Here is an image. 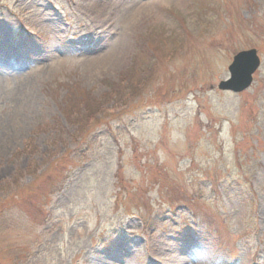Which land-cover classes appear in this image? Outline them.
<instances>
[{
    "label": "rangeland",
    "instance_id": "rangeland-1",
    "mask_svg": "<svg viewBox=\"0 0 264 264\" xmlns=\"http://www.w3.org/2000/svg\"><path fill=\"white\" fill-rule=\"evenodd\" d=\"M115 1L0 0V264H264V0Z\"/></svg>",
    "mask_w": 264,
    "mask_h": 264
},
{
    "label": "water",
    "instance_id": "water-1",
    "mask_svg": "<svg viewBox=\"0 0 264 264\" xmlns=\"http://www.w3.org/2000/svg\"><path fill=\"white\" fill-rule=\"evenodd\" d=\"M260 61L256 50L251 49L237 53L228 66L229 77L218 83L217 89L234 94L250 87L253 75L259 68Z\"/></svg>",
    "mask_w": 264,
    "mask_h": 264
},
{
    "label": "bare ground",
    "instance_id": "bare-ground-1",
    "mask_svg": "<svg viewBox=\"0 0 264 264\" xmlns=\"http://www.w3.org/2000/svg\"><path fill=\"white\" fill-rule=\"evenodd\" d=\"M109 5L114 7L113 10L119 12L121 16V17L119 16V18L123 20L125 27H134L138 23H141V21L146 19V17L143 15V11H145V9L142 7L133 6V10L130 9L129 12H126V10H120V8L128 7V6L122 5L118 1L112 2V0H110ZM92 11L95 15V20L98 23L102 24L105 28L108 27V31L110 34H113L115 36L117 33H119V31H117V33L115 32L118 24L113 19L110 18L112 16V11L109 10L106 5L105 6L99 5L97 7L96 6L92 7ZM141 15L143 16L142 19H141ZM136 19H141V20L137 22ZM119 53L120 51L118 49L112 48L108 52V54H105L104 57L101 56V58L105 59V62L109 61L112 63L119 56Z\"/></svg>",
    "mask_w": 264,
    "mask_h": 264
},
{
    "label": "trees",
    "instance_id": "trees-1",
    "mask_svg": "<svg viewBox=\"0 0 264 264\" xmlns=\"http://www.w3.org/2000/svg\"><path fill=\"white\" fill-rule=\"evenodd\" d=\"M98 107V104L96 105V103H91L89 106L86 104V109H87V112H89V118L91 117L92 114H94V112L96 111ZM16 183H18V181H16ZM15 186H17L15 184Z\"/></svg>",
    "mask_w": 264,
    "mask_h": 264
}]
</instances>
